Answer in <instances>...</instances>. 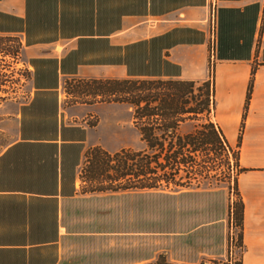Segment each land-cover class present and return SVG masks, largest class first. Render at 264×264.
Returning <instances> with one entry per match:
<instances>
[{"label": "crops", "instance_id": "0c3cea01", "mask_svg": "<svg viewBox=\"0 0 264 264\" xmlns=\"http://www.w3.org/2000/svg\"><path fill=\"white\" fill-rule=\"evenodd\" d=\"M0 34L30 74L21 100L0 101V264H121L106 251L105 198L126 191L76 190L91 148H127L118 102L66 81H202L210 64L212 120L232 146L241 128L240 264H264V0H0Z\"/></svg>", "mask_w": 264, "mask_h": 264}, {"label": "trees", "instance_id": "16d2710c", "mask_svg": "<svg viewBox=\"0 0 264 264\" xmlns=\"http://www.w3.org/2000/svg\"><path fill=\"white\" fill-rule=\"evenodd\" d=\"M6 37L11 36L0 34V52L1 42ZM16 42L19 48V41ZM251 83L252 79L248 82L245 107ZM84 86L93 98L129 105L132 123L143 142L138 149L122 147L108 152L93 147L89 150L88 163L95 164L92 171L104 175L105 184L98 190H147L154 198H179L194 193H213L216 188L225 186L233 191L237 200L238 208L233 212L230 207L229 214L236 217L237 245L240 247L243 204L237 176L245 170L239 163L241 128L232 146L212 120L215 108L212 65L209 77L202 81L91 79L86 80ZM187 121H193L192 128L181 132L180 124ZM236 264H240V257Z\"/></svg>", "mask_w": 264, "mask_h": 264}, {"label": "rangeland", "instance_id": "374dc122", "mask_svg": "<svg viewBox=\"0 0 264 264\" xmlns=\"http://www.w3.org/2000/svg\"><path fill=\"white\" fill-rule=\"evenodd\" d=\"M16 40L11 36L1 42L0 101L21 100L30 87V74L17 56ZM84 83L85 80L66 81L65 91L77 97L86 95ZM113 104V123L119 129L121 145L141 148L143 142L132 123L131 107ZM193 124L184 122L179 129L189 131ZM1 141H6V137L0 133ZM117 142L105 134V146ZM94 165L82 164L76 190H97L105 184L104 175L92 171ZM249 169L245 174L256 173V167ZM215 190L179 198H154L147 190L127 189L124 194L105 198L106 251L111 242L116 263L119 248L121 264L134 258L133 264H236L241 250L237 245L239 231L235 215L230 216L229 212L230 207L233 212L238 208L237 200L225 186Z\"/></svg>", "mask_w": 264, "mask_h": 264}]
</instances>
